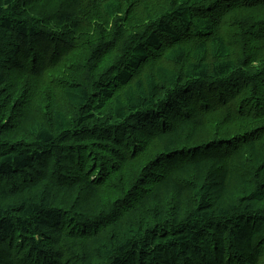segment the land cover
Here are the masks:
<instances>
[{
	"label": "trees",
	"instance_id": "1",
	"mask_svg": "<svg viewBox=\"0 0 264 264\" xmlns=\"http://www.w3.org/2000/svg\"><path fill=\"white\" fill-rule=\"evenodd\" d=\"M0 264H264V0H0Z\"/></svg>",
	"mask_w": 264,
	"mask_h": 264
},
{
	"label": "bare ground",
	"instance_id": "2",
	"mask_svg": "<svg viewBox=\"0 0 264 264\" xmlns=\"http://www.w3.org/2000/svg\"><path fill=\"white\" fill-rule=\"evenodd\" d=\"M238 7V6H237ZM257 40V39H256Z\"/></svg>",
	"mask_w": 264,
	"mask_h": 264
}]
</instances>
